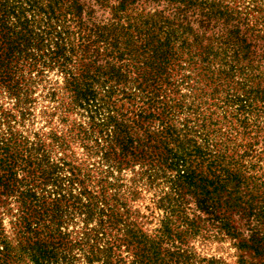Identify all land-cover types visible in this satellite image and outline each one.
Returning a JSON list of instances; mask_svg holds the SVG:
<instances>
[{"label":"trees","instance_id":"trees-1","mask_svg":"<svg viewBox=\"0 0 264 264\" xmlns=\"http://www.w3.org/2000/svg\"><path fill=\"white\" fill-rule=\"evenodd\" d=\"M93 1L98 5L106 3ZM115 1L109 20L100 25L92 21L93 11L84 10L78 0H48L47 42L42 34L31 33L25 24L20 30H16V24H9L10 7H6V0L0 1V85L9 87L18 59L34 54V49L44 51V56L40 53L44 63L64 68L70 61L69 52H74L71 41L78 33L83 40L77 45L78 71H69L68 78L78 105L89 104L97 95L94 83L101 78V84L109 82V87L103 88L109 98L121 94L129 102L135 98L147 101V106L140 107L131 118L110 117L112 146L105 157L118 168L139 163L148 166L156 177L168 178L173 196L168 197L166 206L177 204L190 209L192 216L186 221L192 231L204 230L230 238L239 252L240 264H264V171L251 174L219 163V156L209 159L195 142L191 146L194 145L195 153L199 152L202 163L207 161L206 166L186 165L176 147L186 153L189 140L185 134L180 138L165 121L164 107L156 105L162 101V85L171 84L169 70L174 63L179 65L182 59H188L196 65L199 60L205 63L218 55L245 61L264 42V29L249 26L247 13L223 0ZM137 5L138 11L134 10ZM262 6L263 13L264 3ZM71 23L76 31L71 29ZM235 66L224 67L216 76L224 81L233 79ZM204 76L207 77L205 73ZM258 91L248 90L244 95L255 92V97ZM153 120L159 121L157 128L152 127ZM42 150L11 133L8 138L0 135V207L9 205L11 199L16 202V225L24 237V249L35 264H54L67 259L73 246L69 247L70 242L61 231L63 215L68 210L76 208L86 222L96 217L98 229L122 222L118 211L110 213L109 220L104 208V186L99 194L87 189L74 167L70 168V176H59V167L40 153ZM92 229L99 231L89 230ZM127 232L129 237L122 240L133 246L134 264H223L213 257L198 258L181 234H172L167 226L157 238L139 229ZM89 247L95 257L105 250H95L94 244ZM105 259L104 263L109 264V254H105Z\"/></svg>","mask_w":264,"mask_h":264},{"label":"rangeland","instance_id":"rangeland-1","mask_svg":"<svg viewBox=\"0 0 264 264\" xmlns=\"http://www.w3.org/2000/svg\"><path fill=\"white\" fill-rule=\"evenodd\" d=\"M6 1V7H10L8 13L11 12L9 24H16V30L25 24L31 33L42 34L44 41H49L45 28L48 25L45 17L48 0ZM78 1L84 10L93 11L92 21L100 25L109 20L110 7L116 2L106 0L105 5H98L93 0ZM223 2L247 13L249 26L264 29V12L260 11L264 0ZM70 26L76 31L73 23ZM75 36L76 39L71 41L74 52H69L70 61L64 68L44 63L40 56V53L44 56V51L34 49V54L18 59V68L13 69L9 87L0 85V135L8 138L11 133L29 146H40L43 149L40 153L59 167L57 173L61 177L70 176V168L74 167L73 171L78 172L77 176L87 189L99 194L104 186L107 200L104 208L106 213L109 212V220L114 211L121 216L122 223H109L98 229L96 217L86 222L85 216L77 213L76 208L68 210L63 215L61 231L70 242L69 247L73 246L67 259L54 264H105V254H109V264H134L133 246L122 240L129 237L127 230L139 229L149 237L157 238L166 226L172 234H181L198 258L213 257L223 264H240L239 252L230 238L204 230L194 232L186 221L192 216L190 209L177 204L166 206L168 197L173 196L168 178L156 177L148 166L139 163L118 168L105 157V152L112 146L110 117L131 118L140 107L147 106V101L135 98L129 102L121 94L109 98V92L103 89L109 87V82L107 86L103 85L101 78L94 83L97 95L89 104L78 105L68 84L69 71H78L80 52L77 45L83 42L78 33ZM182 60L169 70L171 84L162 85V101L156 104L159 108L164 107L167 124L176 129L181 139L185 134L189 140L186 153L177 147L176 153L182 155L186 165L192 168L206 166L207 161L202 163L199 152L195 153L194 145L191 146L195 142L209 159L219 156L223 161L219 162L221 164L251 174L263 172L264 42L245 61L237 62L222 55L212 56L205 63L199 60L196 65L188 59ZM233 65L237 70L233 79L224 81L216 76L224 67L230 69ZM248 90H259L258 96L253 97L255 92H252L247 97L244 93ZM153 121L152 127L157 128L159 121ZM170 145L174 147L173 143ZM174 173L172 171V175ZM17 215V204L12 199L9 205L0 207V264H35L23 247L25 242L16 225ZM91 228L99 231L89 230ZM90 244H94L95 250L105 249L97 255L99 259L89 253Z\"/></svg>","mask_w":264,"mask_h":264}]
</instances>
